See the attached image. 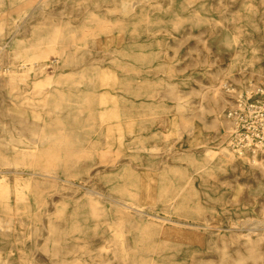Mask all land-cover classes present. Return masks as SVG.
<instances>
[{
  "label": "rangeland",
  "instance_id": "obj_1",
  "mask_svg": "<svg viewBox=\"0 0 264 264\" xmlns=\"http://www.w3.org/2000/svg\"><path fill=\"white\" fill-rule=\"evenodd\" d=\"M59 2L67 7L60 19L29 25L10 54L0 46V264H189L196 256L193 239L177 247L159 230L170 223L128 222L108 205L114 198L183 223L205 246L223 245L232 264H264V242H255L264 232V147L252 158L227 146L229 111L242 95L264 94V0ZM132 2L129 13L123 5ZM6 5L0 30L14 16ZM44 24V44L25 49ZM39 63L45 75L19 66ZM178 102L201 118L197 145ZM7 133L25 142L5 148ZM38 134L48 139L34 147ZM29 153L75 163L66 176L32 179L27 172L51 167L26 166ZM8 160L24 164L5 173ZM204 259L221 260L218 252Z\"/></svg>",
  "mask_w": 264,
  "mask_h": 264
},
{
  "label": "bare ground",
  "instance_id": "obj_2",
  "mask_svg": "<svg viewBox=\"0 0 264 264\" xmlns=\"http://www.w3.org/2000/svg\"><path fill=\"white\" fill-rule=\"evenodd\" d=\"M4 0H0V3H3ZM60 0H9V5H6L7 7L10 8L11 13L9 16L13 15V18L11 20H9V22L6 24L5 28L1 29L0 31L4 30L7 32V39L4 41L0 40V46L1 48H6V51L10 54L11 51L18 45L21 44L20 41V35L24 34L25 31L28 30V26L32 25L29 30H32L33 26L38 24L39 22L45 21V20H52V21H56L58 19H60L61 16H63L66 11H67V7L65 4L61 3L59 4ZM103 5H96L95 6V11L97 12H103L102 7H105ZM136 3L132 2L130 4L127 3V7L126 4L123 5V9H127V12L132 13L135 12L138 8L135 6ZM44 23V22H43ZM59 24H51V30L53 33H56L59 30ZM44 28V30H43ZM45 24L44 26H37L36 29H42L41 31H43V34H37L36 38L33 39L30 43H28L25 46V49L27 50H32V49H36L39 48L40 46H42L45 42V36H46V31H45ZM6 34V33H5ZM11 56V55H9ZM15 59H17L19 56H17L16 54L14 55ZM3 57V54L0 53V58ZM2 62H4L2 60ZM20 67L23 68L24 72L28 73V74H33V75H45L46 74V64L45 63H39V64H30V65H19ZM3 71V69H1ZM50 80H47V84H51L49 82ZM218 90L217 87H214L212 90L213 93V97L214 99H216V96L219 97L218 95ZM181 108H184L186 111V114L180 115L181 117H183L185 119L186 122L189 123L190 121V131H192V133H194L193 138L190 140L191 144H198L200 142L201 139V128L199 126L200 120L201 118H199L194 112L193 110L190 109L189 105H182V103H177L176 106V110H179ZM188 110V112H187ZM5 134H6V130ZM12 134L7 133L6 135V140L3 143V146L7 149L10 148H14L16 146H21V144H23L25 141H23L22 139L19 140L18 142H15V140L12 139L11 137ZM46 139L48 138H42L40 137V135H36L34 137V135L31 138V141L29 144H31L32 146L35 145L34 147H37L36 144L38 145H42L44 142H46ZM28 143V142H27ZM30 154V153H29ZM36 156V155H35ZM34 153L30 154V158L27 157V160L29 161H25V165L26 166H31V167H40V168H45V167H51L48 171H46L45 173H38L36 171H32V172H27V176H32V179L38 178L35 177L34 175H40L43 177H55L54 175L56 174H63L64 176H66L67 173L71 172L74 166L75 161L70 160V164L66 165V166H60V165H55L54 163L50 164L49 162H40L39 161H31V159H33L34 157ZM8 164V166H12V170L9 171H4L5 173H17V168L20 166V164H24V162L22 163L21 160H8L6 162ZM203 163V162H202ZM210 161L208 163H206L205 165L201 166L197 168L196 171H200L205 169V167L207 165H209ZM223 163V161H222ZM57 164V163H56ZM14 166V167H13ZM58 166V167H57ZM238 166V165H236ZM59 168L60 170H56L57 168ZM242 166L239 165V168H241ZM37 170V169H34ZM87 195H91L90 193H88ZM95 195V194H94ZM111 202H108V205H113L116 208L121 209V211L123 212L122 214H124V216H126L128 218V222L131 221V217H136V218H142L144 217L143 215H147L149 217H152L153 219H155V221H160V223H157L159 225H163L162 223L164 222H168L171 224V227L168 229H165L163 226L159 227L160 232L164 235V236H175L176 237V241L175 243L178 244L177 247H181L182 245H192V243L194 244L195 242V248H196V256L195 254L192 255L189 259H190V263L189 264H213L212 260H209L208 262L205 261L204 257H211L212 254L217 253L220 256V264H232L230 263V259L231 257H229V253L225 252V247L223 246H217L216 244L213 245H203V242L201 241V239H204L203 236L198 235V234H186V233H182L183 230L180 229V227L182 225H184L181 222L175 221L173 219H170L168 217H161L158 215H153V214H149L147 213V211L144 209V207L142 205H138L137 203H135L133 200L132 201H128V200H122V199H118V198H114L111 199ZM195 226L197 227L198 225H189V227H193V229H195ZM172 227H176V228H172ZM248 237V236H247ZM189 239H193L194 242H192V240ZM257 244L260 242H264V232L262 234H260L256 241ZM252 242H250V239H246L245 240V246H249ZM203 247V248H202ZM202 248V249H201ZM221 252V254H220ZM202 258V259H199Z\"/></svg>",
  "mask_w": 264,
  "mask_h": 264
},
{
  "label": "built area",
  "instance_id": "obj_3",
  "mask_svg": "<svg viewBox=\"0 0 264 264\" xmlns=\"http://www.w3.org/2000/svg\"><path fill=\"white\" fill-rule=\"evenodd\" d=\"M260 96V97H258ZM264 94H246L228 113L232 128L227 146L236 155L254 158L257 150L264 147Z\"/></svg>",
  "mask_w": 264,
  "mask_h": 264
}]
</instances>
